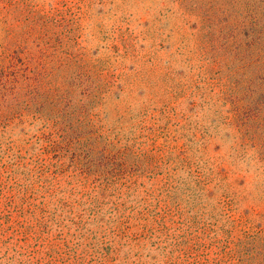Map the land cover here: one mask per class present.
<instances>
[{"label":"rangeland","instance_id":"rangeland-1","mask_svg":"<svg viewBox=\"0 0 264 264\" xmlns=\"http://www.w3.org/2000/svg\"><path fill=\"white\" fill-rule=\"evenodd\" d=\"M0 264H264V0H0Z\"/></svg>","mask_w":264,"mask_h":264}]
</instances>
